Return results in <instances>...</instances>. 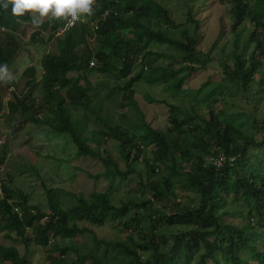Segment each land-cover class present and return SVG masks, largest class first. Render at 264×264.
<instances>
[{
  "label": "trees",
  "instance_id": "trees-1",
  "mask_svg": "<svg viewBox=\"0 0 264 264\" xmlns=\"http://www.w3.org/2000/svg\"><path fill=\"white\" fill-rule=\"evenodd\" d=\"M232 1L226 9L236 39L223 75L250 92L251 84L264 81V35L257 30L264 28V0ZM92 7V15L63 35L57 33L66 21L48 18L33 33L32 41L49 31L46 42L55 40L56 54L40 61L41 97L29 93L25 106L18 110L15 103L13 109L71 144L77 156L98 161L101 173H84L112 187L85 195L42 183L45 212L30 205L7 174L0 179V233L24 243L26 250L33 242L49 264H191L199 250L195 264H264V131L260 139L245 135L220 118L222 108L210 99L206 115L192 106L165 105L169 128L163 131L134 99L126 101L140 81L176 93L205 67L210 59L202 58L197 48L199 21L189 11L185 22L176 23L155 0H95ZM87 17L88 22L83 20ZM245 17L255 29L240 45ZM19 19L21 23L12 17L11 7H0V64L8 67L15 55L3 50L2 41L32 24L28 14ZM86 27L97 42L93 47ZM79 43L80 55L75 50ZM90 58L97 65L90 67ZM72 72L77 77L68 78ZM34 73V68L28 71V88L35 85ZM95 73L114 78L112 85L99 80L103 95L88 79ZM108 97H121L119 107H131L133 114H122L121 124L111 123L103 111ZM147 102L154 101L147 97ZM127 183L130 188L121 193L119 185L127 188ZM107 222L120 232L98 237L92 227ZM0 264L32 263L15 246L0 245Z\"/></svg>",
  "mask_w": 264,
  "mask_h": 264
},
{
  "label": "rangeland",
  "instance_id": "rangeland-1",
  "mask_svg": "<svg viewBox=\"0 0 264 264\" xmlns=\"http://www.w3.org/2000/svg\"><path fill=\"white\" fill-rule=\"evenodd\" d=\"M168 9L171 18L176 23L186 21V15L192 12L193 18L199 21L196 30L200 39L198 51L204 59L209 58L210 61L204 68L197 70L191 74L186 84L176 93L166 90L164 85H147L144 82H138L133 85L126 95V101L130 98L134 99L145 112L148 120L153 124H160L163 131L169 128V123L164 117V113L168 111L165 105H175L179 108L195 107L198 111L207 114V100L215 101L219 108H222L220 118L232 125L242 128L245 135L253 136L260 139L264 131V81L257 80L251 84L250 92H245L237 84L231 83L224 78L222 65L229 63L231 60V51L235 41V33L232 32L231 14L228 9L232 7V0H155ZM105 15H107L105 13ZM88 22L89 18L83 19ZM249 17H245L243 33L240 37V45L248 35L247 32L254 30L255 26ZM94 27V24H89ZM38 28L32 24L23 25L21 31L15 34V38H7L2 41L3 50L13 57L9 71L12 73L14 80L10 83L0 82V179H4L5 175L12 176L14 181L13 187H17L25 195L28 196V203L38 207L40 211L47 212V203L42 183L47 188H59L70 192L83 193L85 195L92 192L104 191L112 187L108 182L99 178L97 180L89 178L84 171L91 174L101 173L103 170L98 161L77 156L72 150L71 144L66 143L63 139L44 132L41 127L20 115L19 107H24L23 98L32 93V97L38 99L41 97L40 78L42 75L40 61L47 54H56L55 40L46 42L49 31L39 35L42 40L32 41L33 33ZM264 35V28H257ZM23 31V32H22ZM88 42L93 47L97 42L92 37L91 29H85ZM63 35V34H62ZM17 37V38H16ZM249 44L248 49H252ZM83 44L75 46L76 53L80 55ZM211 51L209 56H206ZM97 65L96 59L90 62ZM90 67L91 65L88 64ZM138 65V64H136ZM95 67V66H94ZM97 67V66H96ZM140 67V65H139ZM35 69V85L28 88L27 82L30 81L28 71ZM138 66L132 70L135 72ZM102 74L88 75V79L92 82V89H99L98 95L106 93L100 85L99 80H107L112 85L114 78L105 77ZM68 78H75V72L67 74ZM121 83L122 80L118 79ZM207 83L206 86H203ZM79 85L85 86L83 80H79ZM91 94L94 92L89 91ZM63 94V93H62ZM205 95V97H204ZM147 97L154 102H147ZM126 101H123L125 104ZM161 102L153 108L152 104ZM16 103L17 109H13ZM104 107L107 111V118L111 123L121 124L120 116L124 113L132 115L131 107L121 108V97H108L104 99ZM215 104V103H212ZM13 105V106H12ZM249 117H247L246 115ZM182 116H178L181 121ZM254 121L258 128L253 129ZM113 154L115 151L110 147ZM264 152V149L262 153ZM206 163L209 158L205 159ZM37 170V175L30 171L29 167ZM121 193L130 188L127 183L119 185ZM133 187V186H132ZM128 193V192H127ZM132 198V195H128ZM187 201V199H185ZM230 220L229 217L225 219ZM232 220V223H236ZM94 229L98 237L111 238L116 236L120 230L107 222L103 227H90ZM31 239V236H30ZM0 245L15 246L21 255H26L32 264H49L47 254L36 247V244L30 242L29 249H25V245L17 240L9 241L4 238V234L0 233ZM199 251L194 253V260L191 264H195Z\"/></svg>",
  "mask_w": 264,
  "mask_h": 264
},
{
  "label": "clouds",
  "instance_id": "clouds-1",
  "mask_svg": "<svg viewBox=\"0 0 264 264\" xmlns=\"http://www.w3.org/2000/svg\"><path fill=\"white\" fill-rule=\"evenodd\" d=\"M94 3L95 0H0V7L4 10L11 7V15L16 18L17 23L22 22L19 18L28 14L34 27H40L48 18L66 21L67 29L83 17L92 15ZM13 80L8 65L0 64V82L10 83Z\"/></svg>",
  "mask_w": 264,
  "mask_h": 264
},
{
  "label": "built area",
  "instance_id": "built-area-1",
  "mask_svg": "<svg viewBox=\"0 0 264 264\" xmlns=\"http://www.w3.org/2000/svg\"><path fill=\"white\" fill-rule=\"evenodd\" d=\"M77 22H78V21H77ZM66 23H67V22H65V24H66ZM65 24L63 25L62 28H60V30H59V32H58L59 35L64 34L67 30L70 29V28L65 29ZM90 65H91V66L94 65V63L91 61V62H90ZM217 165H220V162H218Z\"/></svg>",
  "mask_w": 264,
  "mask_h": 264
}]
</instances>
